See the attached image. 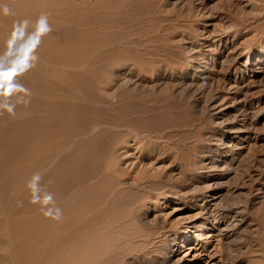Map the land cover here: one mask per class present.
<instances>
[{"label":"rangeland","instance_id":"rangeland-1","mask_svg":"<svg viewBox=\"0 0 264 264\" xmlns=\"http://www.w3.org/2000/svg\"><path fill=\"white\" fill-rule=\"evenodd\" d=\"M12 70L0 264H264V0H0Z\"/></svg>","mask_w":264,"mask_h":264},{"label":"snow or ice","instance_id":"snow-or-ice-1","mask_svg":"<svg viewBox=\"0 0 264 264\" xmlns=\"http://www.w3.org/2000/svg\"><path fill=\"white\" fill-rule=\"evenodd\" d=\"M14 71L15 70H12V71H9L7 73H4V72H0V77H3L5 75H7L8 77H11L13 74H14ZM0 86H2V84H0Z\"/></svg>","mask_w":264,"mask_h":264},{"label":"bare ground","instance_id":"bare-ground-1","mask_svg":"<svg viewBox=\"0 0 264 264\" xmlns=\"http://www.w3.org/2000/svg\"><path fill=\"white\" fill-rule=\"evenodd\" d=\"M23 41H24V40H23ZM46 214H47V213H46ZM1 222H2V221H1ZM2 223H3V222H2ZM1 225H2V224H1ZM1 225H0V226H1ZM3 227H4V226H3ZM4 228H5V227H4ZM5 231H6V230H5ZM7 243H8V242H7ZM7 245H8V244H7ZM10 247H12V249H11V253H12V251H13L14 248H13L12 245H11ZM14 252H15V251H14ZM78 255H79V254H78ZM9 257H10V256H9ZM7 258H8V257H7ZM9 260H10V259H9ZM12 261L15 263V261H14V255H13V254H12ZM12 261H11V262H12ZM0 262H1V261H0Z\"/></svg>","mask_w":264,"mask_h":264}]
</instances>
